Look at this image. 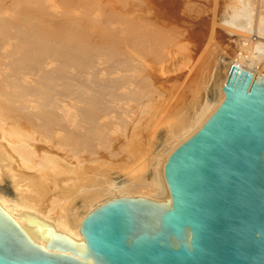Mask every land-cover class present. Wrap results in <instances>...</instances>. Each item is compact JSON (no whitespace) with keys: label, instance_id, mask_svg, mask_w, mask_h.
<instances>
[{"label":"bare ground","instance_id":"1","mask_svg":"<svg viewBox=\"0 0 264 264\" xmlns=\"http://www.w3.org/2000/svg\"><path fill=\"white\" fill-rule=\"evenodd\" d=\"M256 1L262 17L253 30L250 0L223 10L0 0V207L22 229L21 214L38 215L79 244L82 218L99 201L167 195L163 159L220 103L229 67L264 76V0ZM223 31L238 53L216 99L222 68L210 43ZM250 36L259 38L253 55L241 44ZM118 111L129 119L115 120Z\"/></svg>","mask_w":264,"mask_h":264},{"label":"water","instance_id":"2","mask_svg":"<svg viewBox=\"0 0 264 264\" xmlns=\"http://www.w3.org/2000/svg\"><path fill=\"white\" fill-rule=\"evenodd\" d=\"M162 167L167 195L99 201L79 244L0 207V264H264V76L231 65L220 103Z\"/></svg>","mask_w":264,"mask_h":264},{"label":"rangeland","instance_id":"3","mask_svg":"<svg viewBox=\"0 0 264 264\" xmlns=\"http://www.w3.org/2000/svg\"><path fill=\"white\" fill-rule=\"evenodd\" d=\"M162 2H163V5L162 6H164V3H165V6H218L220 8V10H223L224 9V6H227L228 5L226 3H229V0H162ZM248 3H249V6H255L254 7L255 8L254 11H252L254 15L253 16L251 15V16H252V19H253L252 22H255L254 23L253 30H256L257 25H258V21H259V17H262V15L260 14L261 12H259V8H258L260 5H259V2L256 1V0H250V2H248ZM247 12H249V11H248V8L245 6L244 9H243V13H242L243 15H241V17H239L241 19H236V20H238V22L244 24L245 23V20L248 19V16L247 15H249V14ZM222 35H223V37H221ZM225 36H227L226 33H225V31H223V33H221L220 35H219V33H218V35L215 34V35L212 36L213 37L212 38V42L210 43L211 49L214 46H216L217 48L219 47V49H217L216 47H214L213 50H215L214 51L215 53H218V58H219V61H220L219 62V65L222 68L221 69L222 70L221 71L222 73L220 75L221 77L219 76V78H218V83L219 82L220 83L217 85V88H216V96H215L216 99L220 97V95H219L220 94V89H218V88H220V85H221L223 79L225 78L227 68L230 65V63H232V61H233L236 53H238V50L235 49L234 45H232V43L229 44L226 41L228 37H225ZM222 38H224V39H222ZM263 38L264 37H261L260 40H262ZM256 39H257V41H256ZM258 39L259 38H256L254 36H250V37L245 38V40H243L241 42L245 54H248V55H253L254 54V52L256 51L255 44H256V42H258ZM221 42L224 43V44H222ZM216 50H217V52H216ZM218 50H219V52H218ZM27 75L28 74H24L23 75V77H24L25 80H27L29 78V76H27ZM3 87H6L5 84H1L0 85V88H3ZM69 102H70V100H69ZM25 103H29L30 105H33L32 104V101L29 102V100H26ZM126 113H128V111ZM128 114H130V112ZM116 115H117V117H116ZM112 116L115 117L116 119L115 118H113V119L117 120L118 122H120L121 120L123 121L125 118H128V116H125V114H124L123 111H121V112L120 111L114 112V113H112ZM123 116H125V117H123ZM106 122H108V120H106ZM161 137L162 136H158L157 137V139H156V141L154 143L153 148H156L157 145H159V143H160V141L162 139ZM155 144H157V145H155ZM116 176H118V175H115V176H112V177H116ZM48 190L50 191L51 189L49 188ZM50 193H55V192L54 191H52V192H48L47 191V196H49Z\"/></svg>","mask_w":264,"mask_h":264}]
</instances>
